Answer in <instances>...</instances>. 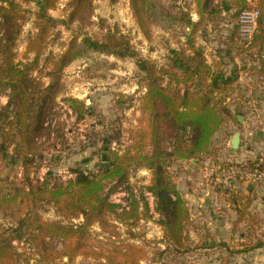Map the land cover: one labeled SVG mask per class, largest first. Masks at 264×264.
<instances>
[{
  "label": "trees",
  "instance_id": "trees-1",
  "mask_svg": "<svg viewBox=\"0 0 264 264\" xmlns=\"http://www.w3.org/2000/svg\"><path fill=\"white\" fill-rule=\"evenodd\" d=\"M15 1H0V93L7 92L6 105L0 110V120L6 127L0 143V155H4L16 139L25 165L36 158L42 159L41 154L34 155L35 150L48 152L57 143L64 142V127L54 118L53 110L61 74L77 57V38H72L66 51L57 58L52 59V55L45 58V63H51L47 84L35 80L32 74L39 69L40 57L52 29L57 23L69 26L88 16L93 0H70V12L63 21L48 15L59 0H39L36 3V35L28 39L25 47V54L32 55V59L25 63L15 62L14 48L22 19L14 7ZM128 2L139 29L147 35L148 0ZM213 2L195 0L199 20L192 25V34L206 17H214L218 12ZM239 2L237 17L250 9L247 0ZM256 2L259 16L253 39L246 49L250 52L260 50L264 45V0ZM81 44L85 49L118 58L137 57L129 38L117 31H109L101 40L83 37ZM187 51L189 54L171 50L166 68L145 60L137 61L146 81L138 129L130 132L129 145L120 155L109 151L118 134L102 138V159L109 164L108 167L100 169L97 166L93 172L76 168L70 171L72 178L65 181L56 177L49 179V172L41 180L27 177L20 181H0V212L16 224L13 237H3L0 233V264H18L19 255L11 244L13 240L22 238V232L28 234L38 256L34 263L26 264H70L78 256L103 259L106 264H140L146 251L135 243L116 244L114 240L107 239L104 245L108 249L99 247V251H95L91 246V229L97 226L105 233L113 226L109 222L110 216L114 222L129 226L151 216L146 203L135 198L134 189L129 185L132 168L150 172L146 190L155 198L154 212L159 217L158 223L166 242L176 254L187 252L184 227L189 221V211L168 168L191 160L198 165L210 157L212 138L228 121L239 126L235 118L238 109L232 112L224 99L238 81L240 71L244 70L236 65L227 70L221 63L208 64L202 50L195 47L193 41H189ZM254 70L264 76V62ZM61 101L73 111L77 122L84 119L88 110L84 102L72 97ZM236 166L253 171L264 167V161H248ZM212 172L215 174L216 170ZM123 188L128 195L126 207L110 200ZM244 190L247 191L246 187ZM224 194L236 212L237 222H242L250 206L249 197L243 196L238 188L224 190ZM43 205L51 206L59 220H43L38 212ZM58 243L60 249L56 247ZM213 246L210 243L205 248ZM261 246V241H257L244 246L243 252ZM63 258L67 259L66 263L62 262Z\"/></svg>",
  "mask_w": 264,
  "mask_h": 264
},
{
  "label": "rangeland",
  "instance_id": "rangeland-1",
  "mask_svg": "<svg viewBox=\"0 0 264 264\" xmlns=\"http://www.w3.org/2000/svg\"><path fill=\"white\" fill-rule=\"evenodd\" d=\"M38 1L13 2L15 9L22 16L19 21L20 33L14 48L17 63L32 59V55L25 54V47L28 39L36 35ZM247 1L249 7L253 8V0ZM239 5V0H214L213 6L218 12L214 17H206L193 34L192 25L199 20L195 0H148L147 35L139 29L128 0H93L88 16L69 26L57 23L47 39L46 48L40 57L39 69L32 77L42 84H47L51 63H45V58L50 55L52 59L57 58L66 51L72 38H77V57L61 74L60 90L56 96V108L53 110L54 118L64 127V142L57 143L56 147L48 152L35 150L34 155L41 154L42 159L39 161L36 158L32 163L24 165L20 157V146L16 145L17 141L14 139L5 154L0 155V181H20L27 177L43 179L47 172L51 173L49 179L56 177L65 181L71 178L70 171L76 168L93 172L100 163H106L102 159V138L108 135L118 134L109 151L122 154L129 145L130 132L138 129L140 103L146 90L144 74L137 67V61L145 60L159 68H166L169 65L171 50L189 54V41H193L195 47L202 50L207 62L221 63L227 70H230L232 65L244 69L240 71L238 81L232 90L227 92L226 98L233 94L243 97L242 92L264 95V76L254 70L262 66L264 51H247L248 45L239 40L236 25ZM69 12L70 0H59L55 9L48 11V15L57 21H63ZM109 31H117L129 38L137 57L118 58L82 46L81 38L101 40ZM228 35L233 38V44L229 46L225 43ZM230 47L237 51L234 52L236 59L229 56L224 57L223 61L215 59L218 53L227 51ZM4 96H7V92L0 93V110L6 105H3ZM65 97L84 102L88 110L83 120L76 121L73 111L61 101ZM238 129L239 127L231 121L213 136L210 157L198 164V170H193L187 165L175 167L174 170L172 166L168 168L176 187L181 188L180 191L190 197L186 200L189 221L184 227L186 253L176 254L172 247L168 246L158 223L159 217L152 214L147 219H140L135 226L116 223L110 216L109 222L113 226L105 233L94 226L91 229V246L95 251H99L101 247L108 249L104 244L110 239L116 244L135 243L144 247L146 255L140 264H248L246 252L240 253L244 254L245 258L239 260L240 250L234 247L249 246L264 240V233L260 228L264 227V184L255 185L259 191L252 197L245 194V190L240 191L243 196H248L251 202L246 216L239 223L236 212L232 210L224 194L225 189L219 183H214L216 177L210 169L214 164L233 163V152L226 140L238 133ZM5 130V123L0 120V143ZM204 170L211 174H204ZM149 179L150 174H143L141 170L132 168L129 185L139 192L149 184ZM110 200L126 205L128 195L123 188L112 195ZM38 212L43 220H59L51 206L43 205ZM15 228L14 220L0 212V233L3 237H13ZM21 236L20 240H13L11 244L19 255L18 264L34 263L38 259L37 250L27 233L22 232ZM210 243L214 245L212 248H204ZM56 247L60 249L61 245L58 243ZM70 264L106 262L103 259L78 256Z\"/></svg>",
  "mask_w": 264,
  "mask_h": 264
},
{
  "label": "crops",
  "instance_id": "crops-1",
  "mask_svg": "<svg viewBox=\"0 0 264 264\" xmlns=\"http://www.w3.org/2000/svg\"><path fill=\"white\" fill-rule=\"evenodd\" d=\"M256 3H257L256 0H253L251 6L256 7ZM232 40H233L232 36L228 35V37L225 38V43L228 46L232 45L233 44ZM225 48L227 47L225 46ZM260 50L264 51V45L261 47ZM228 51H230V53H228ZM234 52L237 53L236 50H233L230 47L229 50L227 51L224 50L218 53L215 59L223 61L227 56L235 58L236 53ZM205 57L207 56L205 55ZM207 63L212 64L209 61ZM241 94H244V96L242 97L241 95L237 96V94H233L231 97L225 98V103L228 104V107L231 109L232 112H234L236 108L238 109V114L235 115V118L239 123L238 134H239L240 142L237 151L236 152L232 151L233 152L232 160L233 163L235 164H241L245 160L246 161L264 160V95H255L252 94L251 92L248 93L242 92ZM232 136H230L226 140L228 146ZM185 165L193 168V170H198V165L194 164V160L189 161V163L187 162L177 163L172 166V170H174L175 167H180V166L184 167ZM215 182L217 183V181H214V183ZM245 187L247 190L245 191L246 192L245 194L250 195L251 197L254 196V194L258 193L259 191L258 187L245 186L242 183L238 184V189L240 191H244ZM177 190L179 191L181 197L184 199L185 202L187 199L190 198L189 195H187L185 192L184 193L181 192L182 191L181 188L179 189V187H177ZM250 191L252 192L249 193ZM259 193L263 194L262 192ZM262 199H264V196H262ZM260 228L264 233V227H260ZM261 243H262L261 247L246 252L247 254L246 261L248 262V264H264V240L263 241L261 240ZM234 248L236 250L243 251L244 246L241 247L240 245H237ZM240 251H238L239 260L245 258L244 254H240L245 252H240Z\"/></svg>",
  "mask_w": 264,
  "mask_h": 264
},
{
  "label": "built area",
  "instance_id": "built-area-1",
  "mask_svg": "<svg viewBox=\"0 0 264 264\" xmlns=\"http://www.w3.org/2000/svg\"><path fill=\"white\" fill-rule=\"evenodd\" d=\"M258 16H259L258 10L255 7H253L248 10L242 11L236 19L238 38L245 45H248L253 39L254 33L257 28ZM4 100L5 101L3 105H5L7 102V96H4ZM247 162L248 161L245 160L241 164H246ZM236 165L237 164L232 163L231 165H224V166L214 165L210 167L211 170L213 169L216 170L214 174V176L216 177L215 181H217V183H219L223 189L232 191L235 188H238L239 183H242L245 186H255L258 184H264V167H262L261 169H255L253 171H248V170H243L239 166H236ZM137 170H141L143 174L145 173L150 174V172L145 169H137ZM204 174H211V173H207V170H204ZM146 187L142 189V191L140 190L139 192H137L133 188L134 196L137 200L142 199L143 202L146 203L150 214L154 216H158L154 212L155 198L149 191L146 190ZM121 206L126 207L127 204L121 205ZM62 262L66 263L67 259L63 258Z\"/></svg>",
  "mask_w": 264,
  "mask_h": 264
},
{
  "label": "water",
  "instance_id": "water-1",
  "mask_svg": "<svg viewBox=\"0 0 264 264\" xmlns=\"http://www.w3.org/2000/svg\"><path fill=\"white\" fill-rule=\"evenodd\" d=\"M239 142H240L239 134L236 132V133L233 134V136H232V138L230 140V143H229L230 149L233 152H236L237 149L239 148ZM108 166H109L108 163H100L99 164V168L100 169L106 168Z\"/></svg>",
  "mask_w": 264,
  "mask_h": 264
}]
</instances>
